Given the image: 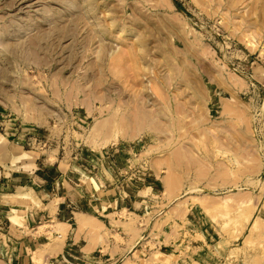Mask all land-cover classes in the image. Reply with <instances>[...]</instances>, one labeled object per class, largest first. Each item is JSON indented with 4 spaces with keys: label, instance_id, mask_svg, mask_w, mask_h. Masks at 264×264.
Segmentation results:
<instances>
[{
    "label": "rangeland",
    "instance_id": "rangeland-1",
    "mask_svg": "<svg viewBox=\"0 0 264 264\" xmlns=\"http://www.w3.org/2000/svg\"><path fill=\"white\" fill-rule=\"evenodd\" d=\"M34 164L89 206L17 227ZM9 176L0 264H264V0H0Z\"/></svg>",
    "mask_w": 264,
    "mask_h": 264
},
{
    "label": "crops",
    "instance_id": "crops-1",
    "mask_svg": "<svg viewBox=\"0 0 264 264\" xmlns=\"http://www.w3.org/2000/svg\"><path fill=\"white\" fill-rule=\"evenodd\" d=\"M49 167V168H48ZM30 171V170H29ZM52 167L47 166V167H39V166H35V164L32 167V170L30 172L24 171L21 175H17L19 177H22L23 179H25V177L29 176L31 177V179H29L28 181L32 180V193L29 191H24V192H17L16 194H14V196H12L13 199H15V201L17 200L18 202L15 204H13V201L11 203H9L10 205H14L15 208H13V210H17V211H21V212H25L26 210V215L24 213V215H22V218L20 216H16L14 215V218L17 219V217H19V219L17 220H22L17 221L15 223V225H17V227H24L26 224L30 223V220H32L34 217L33 215H31V212L36 213L38 212V206L40 205L39 201L40 199H42V196H47L48 197V205H52L53 203L56 204V210H58L59 208L62 209V204L61 202H66V203H76L78 201H80L82 204H84L85 206H89V202H88V198L86 197H82L81 194H79L80 192L78 191V189H76L75 185H77L72 179H70L65 172L58 174V176H56V178L52 181ZM57 174V173H56ZM18 177V178H19ZM11 180L10 182L15 183L14 177H6V179H1L0 182V188L2 187V185L4 183H7V181ZM35 182V184H34ZM55 184V186H54ZM58 184V185H57ZM59 184H61V188L62 191L60 192V195H58V199L53 198L54 196L52 193V186L55 190H57L59 187ZM28 185V183H27ZM57 193V192H55ZM8 197V193H5V195H2L1 198H4V203L8 202L9 200L5 199ZM57 199V201L55 200ZM26 200V202L28 203H23ZM25 205V207L21 210V209H17L16 206H21L22 204ZM65 203V204H66ZM22 205V206H23ZM0 206H3L2 203H0ZM33 206V207H32ZM31 211V212H30ZM57 212V211H56ZM23 214V213H22ZM26 223V224H25ZM38 243V238L36 237V235L34 233H32L31 231H29V233H26L25 235H22L20 237V240L18 242V249L20 251L21 255H26L29 253V251H32V247L35 246ZM30 256V255H29ZM31 257V256H30ZM29 257V261L31 260ZM19 262V261H18Z\"/></svg>",
    "mask_w": 264,
    "mask_h": 264
},
{
    "label": "bare ground",
    "instance_id": "bare-ground-1",
    "mask_svg": "<svg viewBox=\"0 0 264 264\" xmlns=\"http://www.w3.org/2000/svg\"><path fill=\"white\" fill-rule=\"evenodd\" d=\"M135 119H136V117H135ZM137 122V121H136ZM143 123V122H142ZM137 125V124H136ZM167 176V175H166ZM169 179V178H168ZM168 179L166 180V181H168ZM171 180V179H170ZM172 185V184H171ZM167 187H168V185H167Z\"/></svg>",
    "mask_w": 264,
    "mask_h": 264
}]
</instances>
